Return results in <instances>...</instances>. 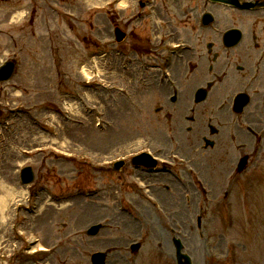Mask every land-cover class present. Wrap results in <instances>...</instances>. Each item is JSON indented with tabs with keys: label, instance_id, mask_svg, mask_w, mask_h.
I'll return each instance as SVG.
<instances>
[{
	"label": "rangeland",
	"instance_id": "rangeland-1",
	"mask_svg": "<svg viewBox=\"0 0 264 264\" xmlns=\"http://www.w3.org/2000/svg\"><path fill=\"white\" fill-rule=\"evenodd\" d=\"M79 10H83L81 6ZM157 13L162 14L159 16L161 18L168 15L173 27H176L179 30L178 34L182 35L180 23L176 22L170 13L163 8H159ZM250 15L254 14L249 12L241 16L237 14V23L245 28L250 24ZM3 19L4 15L0 14V21ZM219 23L221 25L223 22L219 21ZM50 26L59 34L57 40L61 44L63 39L59 29L52 22ZM84 26L83 21L76 22L75 31L79 30V33L76 32L78 40L72 39V35L67 36L70 41L68 47L79 49L82 43L86 42L85 36L91 39V34L84 33L86 32ZM105 28L108 27L105 26ZM186 31L192 30L189 27ZM200 33L202 34L192 33L191 38L204 39L210 32L200 31ZM33 46L38 47L39 44L33 43ZM75 52L78 55L80 51ZM1 55L2 53L0 58ZM59 57H63L62 61ZM74 57L76 62V55ZM68 58L69 54L65 58L64 52L56 54L54 59L47 60L49 61L47 67L42 68H38L28 59L23 61L21 73L13 81L16 84L11 82V87L8 86L11 103L17 101V95L14 93L16 88L25 85L32 91L26 92L27 94L22 92V97H26L25 102L27 100L29 101L27 103L43 101L42 107L49 106L47 102L51 103L52 107L55 104L61 107L65 100H69L65 98V95H71L67 91V89L72 91V87H68L70 79L73 76L75 78L82 76L77 70L78 67L73 68L74 66L70 64L66 66L63 63V60ZM98 74L108 81L121 84H125L132 78L136 79L132 70L130 74L127 71H121L116 61L110 66L100 68ZM33 85L35 87H32ZM134 88L138 89L137 86ZM97 93H95L97 98L92 99V104L99 105L112 120V125L107 126L103 132L95 128L93 113L76 112L73 114L74 117L85 122V125L58 115L54 121L58 134L52 138L45 134L38 137L37 128L33 127L32 132L26 128L19 135L10 134V137L4 141L3 169H0V179L7 183V187L16 190L19 188L15 182L12 165L19 164L23 158H26L35 168L38 166V170L43 172L41 179L48 180L55 187H74L75 183L80 181L82 184L93 183L98 187L101 185V188L99 187V192L92 197L79 195L74 198L72 196L68 202L64 203L47 202L43 199L41 208L34 214L17 212L6 204L3 208L4 214L0 213V216L2 215L0 217V264H13L11 261L13 257L14 261L20 259L22 247L29 244L30 237L39 239V242L44 245L53 246L54 251L45 264H90L89 255L94 250L102 251L103 249L110 250L107 256L108 259L114 260L111 264H178L175 260L173 242H171V237L175 235L181 238L184 243L183 251L189 253L193 264H264V146L256 152L257 157L250 170L245 175L231 179L228 176L229 173L223 175L222 171L214 170L213 167L204 168L201 165H199L202 169L201 177H199L201 182L198 183L194 178H189L191 181L187 183L188 186H182L169 177L173 180L170 182L163 175L142 176V180L146 183L153 182L151 194L154 197L151 200L138 199L136 193L126 191L127 177L118 181L110 173L107 175L105 173L102 177L93 176L91 180L89 169L91 164L89 163L88 166L85 162L75 164L82 169L76 172L72 171L73 167L68 162H53L56 154L52 149L80 153H88V151L96 153L98 150L100 153H97L98 160L109 159L120 154L129 155L130 152L139 150L141 147L140 143L144 134L143 131H139L146 130L145 125L149 121L146 119L147 114L144 118L143 114L139 115L130 108L128 111L123 110L121 108L123 99L120 98L119 106L115 108L113 104H108L110 103L108 93ZM157 93L159 102L162 98L161 94L165 92L157 90L156 95ZM90 94L92 93L89 92V96ZM138 98L142 99L140 95ZM146 102L147 100L144 101ZM154 104L155 101L150 106L153 107ZM36 108L39 110V106ZM160 118L164 125L163 118L161 116ZM133 128L137 130L134 131ZM147 128L150 129L148 136L151 139H154V134L158 136L156 141L152 139L153 147L166 141V138L154 132L150 125ZM224 129L222 128L219 134H223ZM33 135H36L35 139ZM97 142L101 144V148H95ZM38 144L45 145L46 148L35 153L19 151L22 147L27 149ZM184 148L186 151L189 149L186 144ZM190 155L194 158V154ZM163 156L167 157V152ZM194 161L198 163L196 158ZM42 164L45 167L40 168L39 165ZM216 167L220 170L223 168L219 163ZM34 180L33 184L37 183L39 178ZM111 183L117 184L112 190L109 187ZM164 184H168L170 190H167ZM225 189L228 190L227 194ZM114 190H118V193ZM69 193L72 194V190ZM69 193H65L67 198ZM186 194H189L188 201L185 200ZM18 197L21 198L22 195H17L14 201H17ZM1 198L0 201H2ZM121 198L127 203L122 207V204L118 202ZM94 222H103L105 226L97 235L88 236L85 230ZM134 240L140 241L142 245L132 255L129 252V243Z\"/></svg>",
	"mask_w": 264,
	"mask_h": 264
},
{
	"label": "flooded vegetation",
	"instance_id": "flooded-vegetation-1",
	"mask_svg": "<svg viewBox=\"0 0 264 264\" xmlns=\"http://www.w3.org/2000/svg\"><path fill=\"white\" fill-rule=\"evenodd\" d=\"M251 40L252 42L250 43L253 45V47L264 48V40H258L254 31L251 34ZM210 42L211 44H213L212 41ZM243 50L245 51L244 53H239L235 58H233V61L235 62L234 66L237 72L234 76L236 79V83H238L239 85L243 83L244 85L251 86V80L254 77V74L256 72H259V62L257 59L254 60V58H252V53L250 50H248V48H244ZM226 64L228 65L229 62ZM212 68L213 66L210 65L209 70L211 71ZM227 69L228 67L224 66L223 68H219V70L214 71L217 81L223 80L228 75ZM209 80L212 79L209 78ZM209 80H207V82Z\"/></svg>",
	"mask_w": 264,
	"mask_h": 264
},
{
	"label": "bare ground",
	"instance_id": "bare-ground-1",
	"mask_svg": "<svg viewBox=\"0 0 264 264\" xmlns=\"http://www.w3.org/2000/svg\"><path fill=\"white\" fill-rule=\"evenodd\" d=\"M20 14V12H18V13H15L14 14V17L13 18H16V17H18V15ZM72 104V103H71ZM70 103H67L66 104V106L69 108V109H71L72 111H75L76 110V106H73V105H71ZM0 187L2 188V189H4L5 190V193H6V195L5 196H3V198H1L2 199V201H0V213L2 212V210H3V208H4V206L6 205V201L7 200H9V198L8 197H12L13 196V194H14V190L12 189H6V187H5V185L3 184V183H1L0 182ZM65 201H62L61 203H64ZM8 204V203H7ZM1 214H4V212H2ZM0 217H2V215L0 216Z\"/></svg>",
	"mask_w": 264,
	"mask_h": 264
}]
</instances>
